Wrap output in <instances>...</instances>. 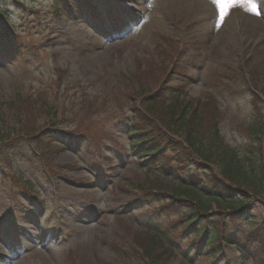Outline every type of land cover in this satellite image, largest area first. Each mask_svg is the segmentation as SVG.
<instances>
[{
  "label": "rangeland",
  "instance_id": "374dc122",
  "mask_svg": "<svg viewBox=\"0 0 264 264\" xmlns=\"http://www.w3.org/2000/svg\"><path fill=\"white\" fill-rule=\"evenodd\" d=\"M227 3L221 12L213 0H105L93 19L51 16L53 0H0V24L17 33L13 47L0 42V164L32 187L10 196L0 176V264H251L235 249L195 257L199 241L174 212L158 215L166 201L157 186L171 183L160 164L173 171L172 157L146 162L121 128L134 110L156 124L161 102L179 95L182 105L199 101L204 127L216 122L226 147L252 141L253 117L264 120V0ZM94 94L99 105L79 102ZM47 104L55 108L40 109L47 121L31 116ZM17 111L29 134L60 129L35 138L44 156L17 135ZM38 164H49L48 181ZM70 180L82 183L77 195L65 191ZM251 199L246 219L259 221L264 200ZM247 220L236 228L250 230Z\"/></svg>",
  "mask_w": 264,
  "mask_h": 264
},
{
  "label": "trees",
  "instance_id": "16d2710c",
  "mask_svg": "<svg viewBox=\"0 0 264 264\" xmlns=\"http://www.w3.org/2000/svg\"><path fill=\"white\" fill-rule=\"evenodd\" d=\"M87 3L93 6L92 0ZM53 6L54 12L50 14L51 16L76 17L77 10L87 13L82 2L78 0H53ZM31 14L37 16L38 12ZM45 15L44 21L48 18L47 14ZM3 18H5L4 14L0 13V20ZM14 32V30L10 32L0 27V37L7 43L16 37ZM91 97L92 102L81 95L79 102L81 100L87 102L89 108H92L94 106L92 104L100 97L96 94ZM185 103V105L181 104L179 95L171 96L168 104L161 102L163 108L156 119V124H153L152 118H148L140 110H134L122 125V128L128 131V135L134 137L132 143L140 148V154H148L151 157V163L167 153L176 166L169 172L164 170L165 167L160 162L162 163L161 171H164L165 175L164 179L171 180V183L164 185L160 182L157 186L162 199L166 201L165 208L158 211V215L173 211V215L179 221L177 227L188 232L189 237L199 239L202 251H205L207 256L218 255L224 249L234 248L242 252L246 251L251 264H264V218L259 221L247 220L245 207L250 196L251 201L264 200L262 197L264 194V120L258 116L253 117L249 126L252 141L247 146L243 145L237 152L222 143L216 122H212L208 128L204 127L205 111L199 101L189 100ZM97 104L99 105L96 102L95 105ZM53 106L47 104L46 107L39 109L33 107L31 116L36 117L39 112L47 121L48 117L42 114L40 109L43 111L45 108H51L50 114L54 115ZM55 119L56 116L51 121L54 122ZM24 121L26 118L17 111L16 120L13 121V125L18 129L17 135L20 133L23 139L35 143L29 144L34 155L44 156V150L39 145L41 141L38 142L35 138L44 136L51 139L52 134L60 129L51 123L41 132L30 128L33 130L29 134L25 124L30 120L27 119L25 123ZM163 130L171 133L170 138L162 134ZM178 132L183 134L182 141H177ZM2 138L3 132L0 130V142ZM255 145L261 148L257 150ZM45 148L51 153L52 149L48 146ZM38 166L47 171L46 167H49V164H38ZM4 170L0 164L2 181L10 183L13 189L22 188L25 184L23 178ZM246 220L251 223L250 230L239 231L236 227ZM159 229L160 227L156 225L151 230L157 232ZM161 241L159 240L158 244L162 245ZM143 249L147 259L151 260L152 251L149 248Z\"/></svg>",
  "mask_w": 264,
  "mask_h": 264
},
{
  "label": "bare ground",
  "instance_id": "6f19581e",
  "mask_svg": "<svg viewBox=\"0 0 264 264\" xmlns=\"http://www.w3.org/2000/svg\"><path fill=\"white\" fill-rule=\"evenodd\" d=\"M245 13H243L242 15H244ZM243 17H246L248 19H251L252 17H249V16H243ZM252 20V19H251ZM68 183V187L65 189L66 193L67 194H71V195H77L79 193L78 190H76L77 187H79L80 185H82V183L80 184L79 182L75 181V180H70V181H67ZM82 206V203L79 202V205L77 206L79 209L81 208Z\"/></svg>",
  "mask_w": 264,
  "mask_h": 264
},
{
  "label": "snow or ice",
  "instance_id": "6c2138e0",
  "mask_svg": "<svg viewBox=\"0 0 264 264\" xmlns=\"http://www.w3.org/2000/svg\"><path fill=\"white\" fill-rule=\"evenodd\" d=\"M213 3L216 4L220 8L221 12H224L226 10V8L229 6L227 3V0H213ZM248 10L254 12L255 11V5L252 4Z\"/></svg>",
  "mask_w": 264,
  "mask_h": 264
}]
</instances>
